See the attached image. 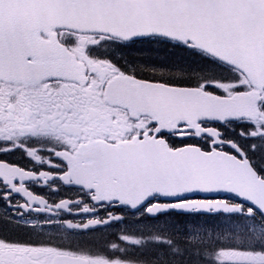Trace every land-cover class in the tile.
Returning <instances> with one entry per match:
<instances>
[{"label":"snow or ice","instance_id":"obj_1","mask_svg":"<svg viewBox=\"0 0 264 264\" xmlns=\"http://www.w3.org/2000/svg\"><path fill=\"white\" fill-rule=\"evenodd\" d=\"M0 206V264H264V0H0Z\"/></svg>","mask_w":264,"mask_h":264},{"label":"flooded vegetation","instance_id":"obj_2","mask_svg":"<svg viewBox=\"0 0 264 264\" xmlns=\"http://www.w3.org/2000/svg\"><path fill=\"white\" fill-rule=\"evenodd\" d=\"M147 53H177L172 49H165L158 45H134L130 48L124 49L121 53L118 55L122 57V62H128L131 63L132 61H135L136 59H141L146 57L143 54ZM4 212V208L0 206V213ZM178 219H185L183 217H180ZM201 219H208L212 220L211 217H201ZM119 229L117 227H113L109 229L108 233H105L106 235H110L112 233L117 232Z\"/></svg>","mask_w":264,"mask_h":264},{"label":"trees","instance_id":"obj_3","mask_svg":"<svg viewBox=\"0 0 264 264\" xmlns=\"http://www.w3.org/2000/svg\"><path fill=\"white\" fill-rule=\"evenodd\" d=\"M146 59H136L135 61H132L131 63L137 64V65H144V64H170L174 62L175 60H178L179 53H147L143 54ZM166 62V63H165Z\"/></svg>","mask_w":264,"mask_h":264},{"label":"rangeland","instance_id":"obj_4","mask_svg":"<svg viewBox=\"0 0 264 264\" xmlns=\"http://www.w3.org/2000/svg\"><path fill=\"white\" fill-rule=\"evenodd\" d=\"M209 221H211V220H209Z\"/></svg>","mask_w":264,"mask_h":264},{"label":"bare ground","instance_id":"obj_5","mask_svg":"<svg viewBox=\"0 0 264 264\" xmlns=\"http://www.w3.org/2000/svg\"><path fill=\"white\" fill-rule=\"evenodd\" d=\"M166 63V62H165Z\"/></svg>","mask_w":264,"mask_h":264}]
</instances>
